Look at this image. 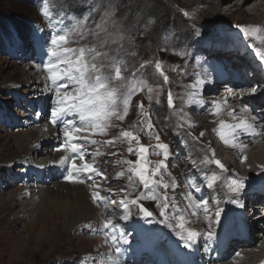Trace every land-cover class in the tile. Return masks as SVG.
Wrapping results in <instances>:
<instances>
[{
    "label": "rangeland",
    "instance_id": "374dc122",
    "mask_svg": "<svg viewBox=\"0 0 264 264\" xmlns=\"http://www.w3.org/2000/svg\"><path fill=\"white\" fill-rule=\"evenodd\" d=\"M163 1L165 2V0ZM234 2L238 3V0H231V3L225 4L222 9L228 8ZM98 3L101 4V10H103L104 4L101 3V0H92L91 4L88 3V0H47L46 4L45 0H0V168L8 157L16 155L18 151L13 139L16 135L26 132L30 117L41 111L38 106H33V101L36 100L35 90L38 86L34 84L33 78L38 77L40 73H35L29 77L28 71H38L37 69L34 70V64L38 63V65L43 66L44 61L47 60L42 45L48 43V36L56 19L61 13L66 17L82 18ZM45 6L49 10V17L42 15ZM111 6L114 10V18L122 29L125 39L121 42L122 47H120L119 53L113 51L110 54L118 55L126 62L125 77L130 78L132 73L135 72L137 80L142 79L147 87L132 96L129 114L124 121L113 118L111 126L107 130V135H94L91 137L100 143L84 146L87 152L90 153L87 156V162L95 163L104 174L103 178L93 176L92 179H87L86 177L84 178L85 182L81 183L87 195V206L89 205L96 212L93 215L89 211L87 216L79 213V208L83 204V202L79 203L80 201L77 202V206L71 208V201L74 200V197H71L70 193L65 196L64 189L58 192L55 186L60 182L69 184L66 187L67 190L73 188L72 186L76 183L69 182L66 176L47 182L48 180H45L46 172L43 177L41 176L43 181L35 185H39L41 194L35 195L34 188H32V182L35 181L34 176L31 178L25 176L26 174L33 175L32 173H17L16 171L15 173L13 172L14 168L8 171L7 175H0V264H82V260L86 264H98V260H103L105 264H108L107 258L111 251L107 245L108 238L100 229L106 219L121 215L119 201L125 193L120 192V189L126 188L131 191L133 188L128 181L127 166L118 163V161L125 159L134 161L136 159L135 155L128 153L127 148L129 145L126 140L119 139L115 141L114 146L104 143V141L113 137H118L121 130L137 131L141 143L150 148L157 143L156 134L160 135V142L169 145L171 156L167 162L168 170L171 176L175 178L177 187L175 190L170 188L168 195L175 198L173 203L178 206L180 214L186 216L188 211L193 214L194 211L191 210L197 203L194 202L197 199L201 200L200 203L203 200L209 202V212L207 214L203 213L204 217L201 216V226H203L201 235L206 234L209 230L208 220H213V226L216 233H218L229 224V221L232 224L240 219L239 210H241V207L240 209L237 208L238 211H236L237 204L229 202V199H232V193L229 192L227 187V175L233 174L232 171L235 170L237 165L227 153V159L223 157V160H226L224 165H226L229 174L228 172H221L214 164L205 165L201 163L205 157L208 159L213 158V151L215 159H222L216 157L214 149L218 141L213 137H211V143L208 141L207 129L198 130L180 122L178 117L182 113L180 104L186 103L187 98L192 94V92L189 94L187 87L192 86L194 81L181 78L170 70L174 68L173 66L176 63H180L178 66L180 69L185 65H193L197 69L202 66V62L206 61L205 57L209 56L210 46L215 47L222 55L223 61H226L227 52H221V50H224L221 49L222 45L226 44L229 47L228 51L235 52L238 55L235 66L245 60L247 64L254 66L252 69V72H254L256 60H260L261 63L264 61V44H258L257 41L251 38L237 36V33H239L237 28L241 24L236 14L232 17L222 16L221 19L217 18L215 20L200 18L197 23L187 24V22L181 21L180 18L176 19L174 16L170 18L171 20L167 19V22H165L164 9L155 0H111ZM99 18L100 12L94 13V19L98 21ZM66 23L70 27L72 21L68 20ZM263 23L264 17L260 19L256 26L260 27ZM186 25L188 26L186 27ZM91 26L94 27V24ZM37 38L39 39L37 40ZM92 40L93 38L88 36L87 39L81 40L79 44L72 43L69 46L90 45ZM117 47L118 45H111L112 49ZM193 55L198 57V59L196 56L194 57L195 62L191 61ZM157 61L162 62L163 72L169 78L167 84L164 83L163 77L155 69ZM141 64H145V67L140 68ZM170 64L173 65V68ZM205 65L211 67L213 64L211 62V64L206 63ZM238 73H241V71ZM206 75L204 77L209 76ZM220 77L216 79L219 80L218 82H223L224 80ZM257 77L262 79L263 76L258 75ZM236 78H234L236 81L239 80ZM243 78L246 79L247 77L244 76ZM207 83L201 88H204L201 95L203 100L207 96L206 93L215 89V87L210 89L209 85H206ZM7 84L11 85L12 90L6 88ZM149 88L152 89L151 92L148 91ZM169 91L173 93L176 105L174 109H169L167 105ZM149 96H151V101L148 99ZM258 98H260L259 95L252 100H260L257 101L256 106L263 107L264 99ZM140 101L144 102L145 108L151 113V121L155 129L151 134L141 130V128L147 127V123L140 124L144 120V117L138 111ZM203 103L204 107H208L207 102ZM150 104L151 107H149ZM51 108L47 107L45 109V117L51 115ZM202 116L204 117V115ZM72 119H75L77 126H79L78 116H74ZM201 132L203 136H200ZM132 146L134 149L138 147L135 142ZM53 149L55 151L56 148ZM97 150L101 153L99 156L95 155ZM39 156L36 155L34 162L42 161ZM149 159L154 162L162 159V156H158L153 152ZM193 160L196 161V167L192 165ZM77 162L81 163L79 160ZM24 170L26 169L24 168ZM122 171L125 172V175L119 176L118 174ZM239 171L242 173L240 169ZM213 172L220 176V181L218 180L214 188L209 189L208 192L204 188L203 175L210 177ZM165 179L167 180L168 177L166 176ZM263 179L259 178L258 181L262 182ZM254 180L256 179L251 180L252 185H250L251 183L246 185V189L252 188L254 184L258 183ZM93 184L99 186L96 190L100 191L101 196L108 195L106 190L112 189L115 192L112 199L117 203H94L91 198V193L94 190ZM193 185L200 187L201 191L196 192ZM23 190H25V193ZM142 191V186L135 187V190L132 191V197L134 198ZM160 191L162 192L163 189ZM141 202L150 211L154 212L155 218L145 219L133 215L128 221L118 220L116 223L119 230L126 229L123 233L126 239L132 242L133 248L131 250H134V245L141 242L139 239L141 223L147 220L151 221L152 226L158 230L157 235L155 234L154 239L150 238V240H153L149 243L146 241V245H143L142 249L136 248V251L140 249L139 254L144 256H147L148 253L153 254L154 258L151 260L146 257L144 260H140L138 264H158L157 261L161 254L165 258V247L168 246L167 244L170 241L174 240L178 246L184 245V241L177 235V232L181 231L177 227L181 221L178 218L173 219V227H166L164 224L156 222L161 217H159V209L155 207V201ZM256 203L258 202L256 201ZM217 204L219 209H222L218 224L214 222ZM60 205L63 206V209L58 212L54 219H51L50 216L54 214L55 210L59 211L58 206ZM244 206H247V203ZM113 209H115V212L112 211ZM187 209L188 211H186ZM258 213L255 211L248 214L247 223L263 226L264 221L262 223L257 220ZM75 215L77 219H75ZM53 228L55 230L50 232ZM185 228L191 229L186 223ZM146 232L149 234L150 229H147ZM111 254H114L113 251ZM93 258H98V260H93ZM132 260L133 258L129 256L127 260L122 261V264H131Z\"/></svg>",
    "mask_w": 264,
    "mask_h": 264
},
{
    "label": "bare ground",
    "instance_id": "6f19581e",
    "mask_svg": "<svg viewBox=\"0 0 264 264\" xmlns=\"http://www.w3.org/2000/svg\"><path fill=\"white\" fill-rule=\"evenodd\" d=\"M155 1L162 7V9H164L165 22H167V19L169 20L174 16L176 17V19L180 18L181 21L187 22V24H194L197 23L198 19L200 18L215 20L217 18L221 19L222 16L232 17L236 14L240 19L239 23L241 24V26H256L260 22V19L264 17V0H238V3L234 2L226 9L222 8L223 6H225V4H230L231 0H165V2L163 0ZM187 26L188 25H186V27ZM260 28L262 29L260 35H264V23L260 26ZM237 29L239 30L237 36L245 38L243 36V33L240 31V27H238ZM257 43L260 44L259 42ZM228 48L229 47L226 44H223L221 48L224 49L223 51L221 50V52H227L225 58L226 61H223L222 55L218 52V50L215 49V47L210 46L209 56L205 57L206 61L202 62V66H199L197 69L193 65H185L180 69L178 67L180 63L174 64L175 66L170 64L171 68L174 67L170 70L173 71V74L179 75L184 79H190L194 81V84H196L198 78H202L208 82H206V85H209L210 89L215 87V89L206 93L207 96L204 100L201 99L202 91L204 89H201L202 86H197L196 88H193L192 86L187 87L189 94L191 92L192 94L189 95L186 103L180 104V107L183 110L181 111L182 113L179 112L180 115L178 117L180 119V122L184 123L183 125L195 127L198 130L207 129L208 141L211 143V137L215 138L218 141V144L214 149L216 157L222 158L220 159L222 164L226 163V160H223V157L226 159L228 157L226 153L233 158L235 164L242 171V173L236 166L235 170L232 171L233 174H229L228 172L229 175H227V180L228 182L230 181V178H240L243 180L244 189L239 193V199L243 203V205H245L246 203H250L252 200L257 201L258 203L256 204L258 205H264V181H258L259 178H264V118L261 119L262 115H258L259 112H264L262 110V108L264 107L256 106L257 101L260 100H252L256 99L258 95L260 96V98L258 99H264L262 98L264 97V77H262V79L261 77L256 78V76H263L264 74V61H262V64L259 66L258 64H256V66H258L260 70L258 72L254 71L255 73H253L250 70H252L254 66L252 64H247V61L245 60L244 62H241L239 65L235 66L236 61L238 60V55L235 52L228 51ZM195 56L193 55V59L191 60L192 62H195ZM211 62L213 64L211 65V67H207L205 65L206 63L211 64ZM229 62L231 63L230 65L228 64ZM36 69L38 70L36 72H29L28 70L27 71L29 77L30 75H34L35 73H40L38 77L33 78L34 84L38 85L35 90L36 100L33 101V106H38V109H41V111L34 113V115L30 117L27 131L23 132L21 135H16V137L13 139L14 145L18 147V151L16 155L8 157V159L4 162V164L0 168V175H7L8 171L13 170L14 168L15 170H13V172L16 171L17 173H32L33 175L26 174L25 176H28L30 178L34 176L33 179L35 181L32 182V188H34L33 191L35 192V195H39L41 194V189H39V185H35L43 181L42 177L46 172L47 175L45 180H48L47 182H51L55 179L58 180L59 177H67L68 175V171L70 170L68 169V166L61 165L59 163L62 156L73 155L62 149V145L64 144L65 140L63 135L64 125L62 121L72 119L75 115L65 116L56 124L52 123L51 115L46 117L44 116V111H46L45 109L47 107L56 106V97L52 85L49 81V73L44 70L42 65H38V63L34 64V70ZM239 70L241 71V73H238L240 72ZM249 73H251V77L248 76ZM205 74L209 76L204 77ZM219 76H221L220 78L224 80L223 82H218L219 80L216 78ZM244 76H246L247 78L244 79ZM234 78L239 80L235 81ZM6 88L8 90H12L10 84H7ZM253 88L256 89L254 93L252 92ZM203 102H207L209 104L208 107L205 106V108ZM245 108L247 109V111H243V109ZM191 109L193 112L191 111ZM202 115H204V117ZM254 116L257 117L256 120L252 119V117ZM241 120H245L247 123L252 124L254 127L252 129V134L248 135L244 134L240 130H237L235 135L238 137V140L235 141L236 146L234 147L232 146L233 133L231 126L238 124ZM75 122L77 124L76 120ZM221 133H223L225 139L228 140V143H225V141L221 139ZM53 148H56L55 151L57 152H55ZM36 155H40L39 157L42 159V161L34 162V160L36 159ZM245 157L246 159H244ZM77 164L79 163L77 162ZM24 168L26 170H24ZM80 176H82L83 179L86 178L84 174H80ZM49 177L50 179H48ZM253 179H256L254 180V182L258 183L254 184L252 188L246 189L247 184L251 183L250 185H252L251 180ZM202 181H204V188L209 192V189L205 186L207 183L205 175H203ZM55 186L58 192L61 189H64L65 196H67V193H70L71 197H74V200L71 201V208L77 206V202L80 201L79 203L83 202V204L79 208V213L87 216L89 214V211H91L93 215L95 214L96 211L89 205L87 206V195L85 194V190L81 183H76L72 186L73 188H70V190L66 189L69 184H62L59 182ZM23 192L25 193V190H23ZM231 196L232 199L236 198L234 194H231ZM194 202L197 203H195V206L194 208L192 207L193 209L191 211H194L197 214L193 215L192 212L190 213V211H188L187 209L186 211H188L189 214L187 212L186 216H184V221L191 227V229L201 234V232H203V226H201V216L204 217L203 213L205 212L203 210L202 203H200L201 200L197 199V201ZM250 204L253 205V203ZM58 207L59 211L55 210L54 214L50 216L51 219H54L57 216L58 212H61V210L63 209L62 205ZM237 208L240 209V206H236V211H238ZM243 208L244 206L241 207V210H239L241 214V216L239 217L240 219L236 223L232 224L231 221H229V224L217 233V237L214 241L209 242L204 238V235H200L197 237L192 247L186 248L185 245L178 246L176 242L172 240L167 244L168 246L165 247V258L161 254L158 258L157 263L264 264V224L263 226H259L258 224L254 225L247 223L248 217H244V212H242ZM75 219H77V216L75 217ZM113 220L114 223H116L118 220H120L119 216L114 217ZM259 221L263 223L264 218H261ZM140 227L141 231H139V239L141 240V242L134 245V250H131L133 248V244L130 240L127 239L128 243L122 245L124 249L122 261H125V259L127 260L129 256L133 258L131 264H138L140 260H144L146 257H149V259L153 260V254L148 253L147 256L140 255V249L139 251H136V248L142 249L143 245H146V241L149 243L155 238L158 230L156 229V227L152 226V222L148 220L145 222L143 221ZM147 229H150L149 234L146 232ZM53 230H55V228L51 229L50 232H53ZM124 230L126 229H123V231ZM107 238V245L109 247V250L111 251V253L113 251V253L115 254L114 249L111 246L110 238ZM150 238L153 239L150 240ZM206 245L208 246L206 247ZM192 253H194V255ZM136 256L137 258H135Z\"/></svg>",
    "mask_w": 264,
    "mask_h": 264
},
{
    "label": "snow or ice",
    "instance_id": "6c2138e0",
    "mask_svg": "<svg viewBox=\"0 0 264 264\" xmlns=\"http://www.w3.org/2000/svg\"><path fill=\"white\" fill-rule=\"evenodd\" d=\"M46 2L47 0H45V4ZM88 3L91 4L92 0H88ZM101 3L104 4L103 10H101V4L98 3L85 13L82 18L66 17L61 13L51 28L48 43L42 45L47 55L43 68L49 73V81L56 97V106L51 108L52 123L56 124L63 117L70 115L78 116L80 122L79 126H77L73 119L62 121L65 138L62 149L73 155L62 156L59 163L67 165L68 169H70L66 179L72 183L85 182V179H82L80 174H84L88 179H92L93 176L103 178V171L95 163L87 162V156L90 153L87 152L84 146L86 144L96 145L100 143L91 137L94 135H107V130L111 126L113 118L124 121L129 114L132 96L142 91L144 87H147L142 79L137 80L135 72L132 73L130 78L125 77L126 62L118 55L110 54L113 51L119 53L120 47H122L121 42L125 39V35L114 18L115 14L111 6V0H101ZM96 12H100L98 21L94 19V13ZM42 15L45 17L50 16L46 6L43 9ZM68 20L72 21L70 27L66 23ZM93 24L94 27L91 26ZM240 31L245 38H251L260 44H264V35H260L262 29L259 26H240ZM88 36L93 38L90 45L69 46L72 43L79 44L81 40L87 39ZM111 45H118V47L112 49ZM144 67L145 64L140 65V68ZM155 69L163 77L164 83L167 84L169 78L163 72L162 62L157 61ZM206 82L205 79L198 78L196 84L192 85V87L203 86ZM148 91L151 92L152 89L149 88ZM255 91L256 89L253 88L252 92L254 93ZM148 99L151 101V96ZM167 105L169 109L176 107L171 91L167 95ZM149 107H151V104ZM180 110L182 111L183 109L181 108ZM138 111L144 117V120L140 124L147 123V127L141 128V130L151 134L155 129L151 121V113L145 108L143 101L139 102ZM243 111H247V109L245 108ZM252 119L256 120L257 117L254 116ZM181 127L183 126L181 125ZM253 127L252 124L247 123L245 120H241L238 124L231 126L233 133L232 146L235 147V141L238 140V137L235 135L237 130L248 135L252 134ZM200 136H203L202 132ZM119 139L126 140L129 145L127 148L128 153L136 156L134 161L131 159L118 161V163L127 166L128 181L133 186L131 191L126 188L120 189V192L125 193V195L119 201V209L121 211L119 219L128 221L133 215L145 219L155 218L154 212L150 211L141 202L147 200L155 201V207L159 209V217H161L156 222L172 228V220L178 218L181 222L177 227L181 231L177 232V235L184 241L186 248L192 247L197 237L201 234L193 229L185 228L184 216L180 214L178 206L173 203L175 198L168 195L170 188L175 190L177 187L175 178L171 176L168 170L167 162L171 156L169 145L160 142L161 137L159 134H156L155 139L157 143L154 147L150 148L141 143L139 133L133 130H121L118 137H113L110 140L104 141V143L114 146L115 141ZM221 139L225 143H228L223 133H221ZM133 142L138 145L135 149L132 146ZM153 152L158 156H162V159L154 162L151 161L149 156ZM100 154L98 150L95 153L96 156ZM77 160L81 163L77 164ZM201 163L205 165L214 164L221 172H228L225 165L220 160L214 158V151L213 158L208 159L205 157ZM192 165L196 167L195 160L192 161ZM118 175L124 176L125 172L122 171ZM166 176L168 177L167 180L165 179ZM205 179L207 180L205 186L208 189H213L220 176L213 172L210 177L205 176ZM137 186H142L143 191L133 198L132 191ZM92 187L94 190L91 193V198L94 203H117L112 199V196L115 195L112 189L106 190L108 195L101 196L100 191L96 190L99 186L93 184ZM193 187H195L196 192L201 191L200 187H196L195 185ZM227 187L229 192L236 197L235 199L230 198L229 202L243 207L244 205L239 199V193L244 189L243 180L240 178H230ZM161 189H163L162 192L160 191ZM208 203L207 200L202 201L203 210L206 214L208 212ZM112 211L115 212V209ZM195 214L193 212V215ZM220 214L221 209H219L217 204L215 211V223L217 224L219 223ZM100 231L110 238L111 246L115 252V256L109 253L108 264H122L124 252L122 245L128 243L125 234L119 230V226L117 223H114L113 218L106 219ZM216 237L217 233L213 222L209 220V230L204 234V238L211 242ZM93 260H98V258H93ZM82 264H86V262L82 260ZM98 264H105V262L98 260Z\"/></svg>",
    "mask_w": 264,
    "mask_h": 264
}]
</instances>
